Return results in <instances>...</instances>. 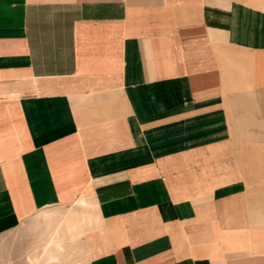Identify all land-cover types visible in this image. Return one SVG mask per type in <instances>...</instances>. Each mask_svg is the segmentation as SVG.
Segmentation results:
<instances>
[{
    "label": "crops",
    "instance_id": "crops-1",
    "mask_svg": "<svg viewBox=\"0 0 264 264\" xmlns=\"http://www.w3.org/2000/svg\"><path fill=\"white\" fill-rule=\"evenodd\" d=\"M46 212L87 264H264V0H0V236Z\"/></svg>",
    "mask_w": 264,
    "mask_h": 264
},
{
    "label": "rangeland",
    "instance_id": "rangeland-1",
    "mask_svg": "<svg viewBox=\"0 0 264 264\" xmlns=\"http://www.w3.org/2000/svg\"><path fill=\"white\" fill-rule=\"evenodd\" d=\"M68 208L52 207L46 209V211L60 212L66 211ZM41 215L42 220L37 219L39 217L37 214L12 233L0 236V263L32 264L30 256L37 262L40 252L51 247L57 234V228L54 229L55 227H53L56 231H52V228L45 227V219L48 212L41 213ZM46 232H48L49 236H47ZM62 237L60 244H63L64 252L54 250V253L60 259L58 264H87V254L86 251H83L80 243H72L66 240L64 236Z\"/></svg>",
    "mask_w": 264,
    "mask_h": 264
},
{
    "label": "bare ground",
    "instance_id": "bare-ground-1",
    "mask_svg": "<svg viewBox=\"0 0 264 264\" xmlns=\"http://www.w3.org/2000/svg\"><path fill=\"white\" fill-rule=\"evenodd\" d=\"M37 217V216H36ZM37 219H41L42 220V215L39 214V217H37ZM58 225V224H57ZM55 227V226H54ZM56 229V227L54 228ZM52 228V231L54 230ZM56 231V230H54ZM48 232H46L47 234ZM54 234V232H53ZM47 236H49L47 234ZM52 239V238H51ZM53 241V240H52ZM60 237L58 234L55 235V239L54 242L52 243L51 247H48V249L46 250H42V252H40V255L37 258V263L42 264H56V263H60V259L59 257L54 253V250L56 251H60L62 249V245L60 244ZM54 246V247H53ZM45 247V246H44ZM35 256V255H34Z\"/></svg>",
    "mask_w": 264,
    "mask_h": 264
}]
</instances>
